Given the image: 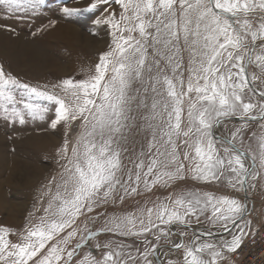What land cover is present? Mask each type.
Instances as JSON below:
<instances>
[{
    "label": "snow or ice",
    "instance_id": "6c2138e0",
    "mask_svg": "<svg viewBox=\"0 0 264 264\" xmlns=\"http://www.w3.org/2000/svg\"><path fill=\"white\" fill-rule=\"evenodd\" d=\"M48 2L0 0V11ZM60 11H99L92 22L111 39L81 80L32 85L0 64L4 120L63 129L36 196L43 214L20 232L0 226V264H234L247 204L186 183L264 187V0H89Z\"/></svg>",
    "mask_w": 264,
    "mask_h": 264
},
{
    "label": "rangeland",
    "instance_id": "374dc122",
    "mask_svg": "<svg viewBox=\"0 0 264 264\" xmlns=\"http://www.w3.org/2000/svg\"><path fill=\"white\" fill-rule=\"evenodd\" d=\"M65 4L68 7L86 9L89 0H49L38 12H20L12 16L0 11V64L22 82L51 85L70 77L84 79L94 70L99 54L107 50L111 39L107 27H97L92 22L99 11H84L78 16L64 17L60 8ZM116 7L118 10V6ZM49 20L57 21L54 28L32 35L38 28L48 24ZM59 24L71 26L74 30L72 41L61 42L50 36ZM4 26L14 31H7ZM67 53L70 54L68 57L72 56L69 58L73 59L71 64L65 59L68 58ZM51 62L58 67L68 64L69 68L64 73H58L51 68ZM227 127L233 129L234 125L229 123ZM62 141L63 129L51 130L47 120H28L20 125L18 122L5 121L0 111V226L20 232L30 218L35 222V218L43 214V206L36 200L37 192L57 168L54 156ZM140 141L146 144L142 137ZM136 147L138 151L140 145ZM261 183L257 180L256 187L251 192L254 191L257 200L264 203V187ZM186 187L211 191L216 195L228 194L235 197L236 194H241L216 184L200 185L188 181ZM157 194L167 195V192L160 191ZM144 199L145 197L137 198L141 203ZM135 206L136 201L129 200L122 207L132 210ZM30 213L34 215L30 217ZM260 216H264V206L260 210ZM201 225L209 227L207 222ZM11 239L15 240L16 237ZM100 239L103 240L104 237ZM91 243L94 245L95 241ZM91 250L95 251L94 248ZM260 254L258 251L256 255L255 261L258 264L262 263L257 258Z\"/></svg>",
    "mask_w": 264,
    "mask_h": 264
},
{
    "label": "built area",
    "instance_id": "2783aa9c",
    "mask_svg": "<svg viewBox=\"0 0 264 264\" xmlns=\"http://www.w3.org/2000/svg\"><path fill=\"white\" fill-rule=\"evenodd\" d=\"M246 238L247 240L242 243L238 251L231 254L234 264H258L255 261L258 251L261 254L257 258L262 262L260 264H264V218L253 226Z\"/></svg>",
    "mask_w": 264,
    "mask_h": 264
},
{
    "label": "bare ground",
    "instance_id": "6f19581e",
    "mask_svg": "<svg viewBox=\"0 0 264 264\" xmlns=\"http://www.w3.org/2000/svg\"><path fill=\"white\" fill-rule=\"evenodd\" d=\"M56 30L52 33H50V36L52 38H55L57 41H72L73 40V36L74 35V30L71 28V26H67L66 24H59L56 28ZM68 46V45H67ZM27 54V53H26ZM68 55H70L69 53H67V57ZM31 56V55H30ZM33 56V55H32ZM72 57V56H71ZM71 57L65 58L66 61L70 63V61L72 62L73 59H69ZM43 59V58H42ZM55 62V61H54ZM54 62H51V68H53V70L55 69V71H57L58 73H64L65 71H67V69L69 68L68 64L66 66H60L58 67V65ZM58 62V61H57ZM32 65V64H31ZM50 67V66H49ZM50 69V68H49ZM47 71V70H46ZM247 240V238L244 240L243 243H245V241ZM238 251V250H237Z\"/></svg>",
    "mask_w": 264,
    "mask_h": 264
},
{
    "label": "crops",
    "instance_id": "0c3cea01",
    "mask_svg": "<svg viewBox=\"0 0 264 264\" xmlns=\"http://www.w3.org/2000/svg\"><path fill=\"white\" fill-rule=\"evenodd\" d=\"M199 227H203L202 225H200ZM190 235V234H189ZM230 238V237H229ZM174 239H175V237H174Z\"/></svg>",
    "mask_w": 264,
    "mask_h": 264
}]
</instances>
